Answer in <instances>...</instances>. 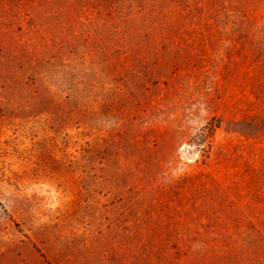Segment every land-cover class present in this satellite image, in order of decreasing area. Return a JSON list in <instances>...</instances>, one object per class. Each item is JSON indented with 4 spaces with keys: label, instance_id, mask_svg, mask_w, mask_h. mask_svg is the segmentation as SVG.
Masks as SVG:
<instances>
[{
    "label": "rangeland",
    "instance_id": "obj_1",
    "mask_svg": "<svg viewBox=\"0 0 264 264\" xmlns=\"http://www.w3.org/2000/svg\"><path fill=\"white\" fill-rule=\"evenodd\" d=\"M0 264H264V0H0Z\"/></svg>",
    "mask_w": 264,
    "mask_h": 264
},
{
    "label": "built area",
    "instance_id": "obj_2",
    "mask_svg": "<svg viewBox=\"0 0 264 264\" xmlns=\"http://www.w3.org/2000/svg\"><path fill=\"white\" fill-rule=\"evenodd\" d=\"M181 149H182V150H184V149H185V147L183 146Z\"/></svg>",
    "mask_w": 264,
    "mask_h": 264
}]
</instances>
